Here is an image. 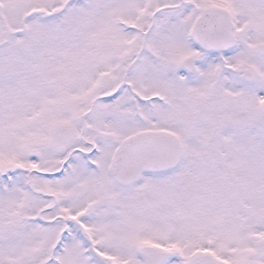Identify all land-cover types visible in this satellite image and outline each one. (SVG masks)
Masks as SVG:
<instances>
[{"label":"snow or ice","instance_id":"6c2138e0","mask_svg":"<svg viewBox=\"0 0 264 264\" xmlns=\"http://www.w3.org/2000/svg\"><path fill=\"white\" fill-rule=\"evenodd\" d=\"M0 264H264V0H0Z\"/></svg>","mask_w":264,"mask_h":264}]
</instances>
